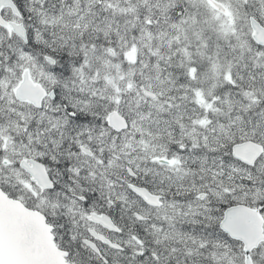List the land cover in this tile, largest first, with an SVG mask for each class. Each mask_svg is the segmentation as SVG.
<instances>
[{
  "label": "snow or ice",
  "instance_id": "1",
  "mask_svg": "<svg viewBox=\"0 0 264 264\" xmlns=\"http://www.w3.org/2000/svg\"><path fill=\"white\" fill-rule=\"evenodd\" d=\"M0 264H264V0H0Z\"/></svg>",
  "mask_w": 264,
  "mask_h": 264
}]
</instances>
